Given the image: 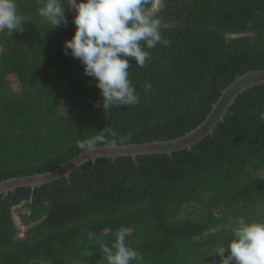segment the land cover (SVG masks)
I'll list each match as a JSON object with an SVG mask.
<instances>
[{"label": "trees", "instance_id": "16d2710c", "mask_svg": "<svg viewBox=\"0 0 264 264\" xmlns=\"http://www.w3.org/2000/svg\"><path fill=\"white\" fill-rule=\"evenodd\" d=\"M16 2L27 18L23 31L0 32V81L12 76L19 87L12 93L0 83V181L55 170L86 150L79 141L95 139L98 147L179 138L236 77L264 69V0H162L152 16L171 44L147 49L141 42L150 53L145 66L127 58L139 103L105 112L94 78L64 55L75 32L67 0L68 24L56 29L38 16L37 0ZM261 112L264 86L240 94L212 134L188 150L98 158L68 178L0 195V264H107L101 244L111 247L121 228L145 260L219 264L212 253L228 245L238 221L264 222ZM190 204L199 216L180 219ZM19 205L22 238L12 219Z\"/></svg>", "mask_w": 264, "mask_h": 264}, {"label": "clouds", "instance_id": "9594fccd", "mask_svg": "<svg viewBox=\"0 0 264 264\" xmlns=\"http://www.w3.org/2000/svg\"><path fill=\"white\" fill-rule=\"evenodd\" d=\"M37 3L42 4L37 9L38 16L52 29L67 26L62 0H37ZM147 3L148 0H67L69 9L75 10L76 15L71 21L75 32L70 40L64 42V55L78 59L84 67V75L94 78L102 97L97 106L102 104L105 112L113 106L127 107L139 103L140 97L129 80L127 58H134L138 67L145 66L150 53L144 50L141 42L147 49L158 43L164 46L171 44L170 40L162 37L161 20L152 16L163 8L162 0H151L146 10ZM152 6L155 10L149 13ZM26 21L27 18L18 13L16 0H0V32L7 30L9 36L22 32V24ZM144 88L150 91L151 83L146 82ZM258 118L264 121V112L259 113ZM108 131L113 137L117 136L115 131ZM95 144V139H89L79 141L77 146L91 150ZM21 206L12 208V219L18 231L22 229L25 233L27 226L16 212ZM126 231L123 228L117 231L111 247L101 244L107 264H132L133 261L139 264L142 261V254L125 244ZM232 236L227 246L221 245L212 253V256L220 258L219 264H264V222L238 221L232 228Z\"/></svg>", "mask_w": 264, "mask_h": 264}, {"label": "water", "instance_id": "95a60500", "mask_svg": "<svg viewBox=\"0 0 264 264\" xmlns=\"http://www.w3.org/2000/svg\"><path fill=\"white\" fill-rule=\"evenodd\" d=\"M154 10L155 6H152L149 9V13ZM259 86H264V69L249 71L236 77L221 91L218 99L212 104L206 118L197 127L179 138L125 145H118L113 142L110 145L94 147L91 150L86 149L50 172L11 177L0 181V195L5 196L9 192H13L15 189L21 187L34 189L61 178H68L70 173L76 168L88 161L95 162L98 158H110L114 160L118 157H131L135 159L141 155H170L180 150H188L206 136L212 134L214 128L219 122L223 121L225 113L240 94L248 89Z\"/></svg>", "mask_w": 264, "mask_h": 264}, {"label": "rangeland", "instance_id": "374dc122", "mask_svg": "<svg viewBox=\"0 0 264 264\" xmlns=\"http://www.w3.org/2000/svg\"><path fill=\"white\" fill-rule=\"evenodd\" d=\"M4 83H6L8 85V88L10 89V91L12 93H17L18 92V83L15 79V77H12V76H8L7 79L3 80ZM3 81H0L3 82ZM2 84V83H1ZM1 86V85H0ZM66 108V105H63V111L65 110ZM207 197V196H205ZM204 197V198H205ZM191 209V210H190ZM220 212H218L217 214H219ZM199 216V209L195 206V205H184L183 207V210L180 214V219H187V218H190V219H197V217ZM23 230L20 229L19 230V234L17 235L18 238H22L23 237ZM193 253V251H192ZM138 264V262H137ZM139 264H156V262L154 260H151V259H146L143 257L142 261L139 262ZM159 264V263H158ZM189 264H195L194 263V259H192V261L189 259Z\"/></svg>", "mask_w": 264, "mask_h": 264}, {"label": "flooded vegetation", "instance_id": "af4514ba", "mask_svg": "<svg viewBox=\"0 0 264 264\" xmlns=\"http://www.w3.org/2000/svg\"><path fill=\"white\" fill-rule=\"evenodd\" d=\"M71 14L76 15L75 10L71 9Z\"/></svg>", "mask_w": 264, "mask_h": 264}]
</instances>
